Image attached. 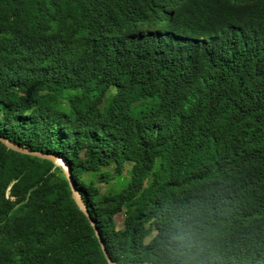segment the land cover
<instances>
[{
	"label": "trees",
	"instance_id": "obj_1",
	"mask_svg": "<svg viewBox=\"0 0 264 264\" xmlns=\"http://www.w3.org/2000/svg\"><path fill=\"white\" fill-rule=\"evenodd\" d=\"M0 135L116 264H264V0H0ZM0 264H108L1 141Z\"/></svg>",
	"mask_w": 264,
	"mask_h": 264
},
{
	"label": "water",
	"instance_id": "obj_2",
	"mask_svg": "<svg viewBox=\"0 0 264 264\" xmlns=\"http://www.w3.org/2000/svg\"><path fill=\"white\" fill-rule=\"evenodd\" d=\"M0 141L3 143V145L6 148H8L12 151H15V152L23 154V155H29V156L37 157L40 159L49 160L50 162L54 163L56 166H60L62 168V171H63V173H64V175L68 181L70 190L72 192V198L75 201L76 205L79 207V209L85 214V216L88 218V220L91 221L93 227L95 228L97 238H98L100 245L103 249V252H104V255L106 257L108 264H116L109 254V251H108L107 246H106V242H105L104 238L102 237V234L98 228L96 221L93 219L90 210H88L86 204L84 203V201L80 195V192H79V190L75 184L74 177L72 174V169H71L69 163L64 158H62L60 156L50 154V153H43L40 151L32 150L29 147L20 146V145H18V143H15V142L11 141L9 138L2 136V135H0Z\"/></svg>",
	"mask_w": 264,
	"mask_h": 264
},
{
	"label": "rangeland",
	"instance_id": "obj_3",
	"mask_svg": "<svg viewBox=\"0 0 264 264\" xmlns=\"http://www.w3.org/2000/svg\"><path fill=\"white\" fill-rule=\"evenodd\" d=\"M117 88L115 86L110 88V91L107 95V98H111L113 96V94L116 92ZM68 95V92L65 93V95H61L58 96L57 99H52L54 100V104L56 105V107H62V108H68V103H67V99L66 96ZM125 172L121 175V176H117L118 174H116L115 172V166H112L110 168L105 169L106 173H109L110 176H117L116 178H114L113 182L111 183H106L102 185V190L104 194H109V193H117L120 190H122L129 182L130 178H131V167L132 164L131 163H126L125 165ZM118 226L120 228H124L123 227V215L120 214L116 217Z\"/></svg>",
	"mask_w": 264,
	"mask_h": 264
}]
</instances>
